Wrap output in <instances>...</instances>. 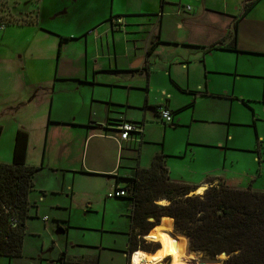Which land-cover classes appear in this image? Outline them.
<instances>
[{"label":"crops","instance_id":"1","mask_svg":"<svg viewBox=\"0 0 264 264\" xmlns=\"http://www.w3.org/2000/svg\"><path fill=\"white\" fill-rule=\"evenodd\" d=\"M5 1L9 5V0ZM251 1L120 0L117 4L116 0H15L19 10L13 14L9 9L6 15L15 16L16 27L33 29L40 39L39 48L15 57L11 52L4 54L12 50L5 47L6 34L0 35V147L5 146L0 149V163H13L16 135L21 130L28 135L25 163L39 168L29 194L31 207L25 238L36 204L30 195L37 191L43 177H60L64 186L70 180V192L77 181L92 176L115 180L113 191L124 188L125 178L133 177L139 167L150 168L154 157L164 153L152 147L156 140L153 133L157 131L167 135L194 124L223 125L215 131L196 128L194 142L210 149L206 152L210 157L207 165L198 170L189 166L195 165L190 162L176 164L168 160L170 156L166 164L172 180L196 186L197 191L212 184L209 178L226 180V169L219 162L229 139L233 140L226 122L231 121L233 100L240 98L244 103L246 97L236 95L225 80L214 81L210 77H230L241 56L264 57V0H257L246 11ZM34 3L36 9L29 10ZM115 18H122V28L112 27ZM46 21L52 24L44 25ZM61 37L70 39L60 45ZM234 37L236 49L231 48ZM42 41L47 42L45 46ZM212 46L215 47L211 49ZM59 47L56 55L53 52ZM223 54H237V58ZM153 89L159 94L154 95ZM256 92L262 93L259 88ZM69 93H80L83 100H56L57 95ZM44 105L49 107L48 114L42 113ZM158 106L172 110L170 125L160 124ZM125 120L143 125L137 139L118 138L116 126ZM149 120L151 123H147ZM34 129L43 136L42 141L33 142ZM33 146H38L41 153L35 163L30 160ZM187 154L188 150L177 159L185 160ZM45 192L40 191L41 201ZM109 194L108 198L122 201L127 210L125 243L116 247L114 240L113 246H92L96 253L91 252L89 261L76 258L77 264H125L123 259L132 264L133 253H128L132 202ZM159 203L166 205L168 200ZM85 212H93L91 204L87 203ZM35 216H39L38 209ZM42 220L47 223L49 217ZM171 220L173 232L178 234ZM157 227L159 224L144 237L147 242H156L150 235ZM70 228V217L55 221V232L66 235L67 244ZM185 248L191 252L189 238ZM107 250L119 257H111ZM67 252L62 253L64 260L72 257ZM47 256L44 253L42 259Z\"/></svg>","mask_w":264,"mask_h":264},{"label":"rangeland","instance_id":"2","mask_svg":"<svg viewBox=\"0 0 264 264\" xmlns=\"http://www.w3.org/2000/svg\"><path fill=\"white\" fill-rule=\"evenodd\" d=\"M20 1L25 2V0ZM116 2L118 4L120 0H116ZM35 3L29 7V10L34 11L36 9ZM17 7L15 0H9V5L5 0H0V17L5 24V27L0 29V35L6 34L5 47L12 50L6 51L4 54L11 52L15 57L25 51L35 50L40 45V39L35 36L33 29L16 27L15 16L13 15L14 18H11L6 15L9 9L15 14V10H19ZM24 22L25 19L21 20L20 23ZM50 24H52L50 21L44 23V25ZM42 43L45 46L47 42L42 41ZM59 49L60 47L53 53L57 55ZM223 55L237 58V54ZM217 58H221V56H217ZM252 66H255L254 70L251 69ZM232 69L230 77L227 75L210 77L214 81L225 80L236 95L244 94L246 97V103H242L240 98L233 100L231 121L226 122L230 135H233V140L229 139L226 145L227 150L223 151L219 162L221 161L226 169L227 181H225L230 185L243 188L251 186L254 190L264 191V143L259 142L264 140V57L241 56L240 63L234 65ZM255 88L261 89L262 93H257ZM153 93L154 95L159 94L156 89H153ZM72 97L77 102L83 100L80 93H69L66 96L57 95L56 100L59 98L64 102H69ZM58 104L59 102L55 105ZM48 108L44 105L42 113L48 114ZM147 123H151V121L149 120ZM222 126L218 122L200 123L194 124L192 127H181L176 131H169L167 135H164L162 131H157L153 133L156 140L152 147L164 151L165 155L170 156L168 160L176 162V164L181 165L182 162H190L195 165L189 166H195L199 170V168L209 163L210 157L206 155V152L210 149L198 146L197 142H194L197 139L195 137L198 135L196 128L204 127L207 130L215 131L222 129ZM5 132L4 140L7 142L9 125L6 127ZM38 133L37 130H33V142L39 139L43 140V136L38 135ZM3 148L5 146L0 147L1 150ZM187 150L188 154L185 160L177 159L179 155ZM7 155L10 156V152ZM40 155L38 146L31 147V161L35 163ZM91 156L90 154L89 159ZM40 182L37 191L35 190L30 195L32 201H35L36 204L32 209V219L27 224L29 235L24 239L23 257L13 259L11 263L9 259L12 258L0 256V264H77L76 258L89 261L92 256L91 252L96 253V250L90 248L92 246L109 247L115 245L116 242V247L124 245L126 240L124 234L127 229V210L124 208L122 201L107 197L110 192H113L114 187L111 188V186L115 183V180L99 176L85 177L75 183V189L72 192L69 190L70 180L66 181L65 186L62 179L57 176H45ZM42 189L46 191L44 202L40 200ZM87 203L92 205L93 212L86 214L85 206ZM36 209L39 211L38 217L35 216ZM46 215L49 217L47 223L42 220ZM68 217H70L71 228L69 229L67 244L65 242L66 235L57 234L54 227L58 218L68 219ZM157 244L161 247V243L158 242ZM54 245H56L55 248H53ZM66 246L69 248L68 250ZM110 251H106L108 255L119 257L117 253ZM64 252L72 257L64 260L62 257ZM44 253L48 254V259H42ZM104 254L107 256L106 253ZM189 254L198 259L204 258L203 254L199 252L191 251ZM225 257L227 258V256ZM216 259H219L223 264L224 259L220 257ZM171 260L172 257L162 260L161 264H171ZM122 262L127 264L124 259Z\"/></svg>","mask_w":264,"mask_h":264},{"label":"trees","instance_id":"3","mask_svg":"<svg viewBox=\"0 0 264 264\" xmlns=\"http://www.w3.org/2000/svg\"><path fill=\"white\" fill-rule=\"evenodd\" d=\"M256 1L248 3L246 11ZM67 39L70 38L61 37L60 45ZM236 41L234 37L232 49L237 48ZM1 132L0 127V135ZM27 146L28 135L19 130L13 163H0V256L9 258L22 255L30 216L29 194L39 169L25 163ZM166 158L159 153L150 168L139 167L133 177L125 178L126 186L122 189L126 195L122 198L132 202L128 253L157 251L160 246L144 237L162 218L168 217L174 221L175 232L189 238L190 250L204 258L216 259L226 253L223 264H264V192L251 187L236 188L221 178H209L212 184L203 194H196V186L171 179ZM215 181L218 183L214 184ZM162 199H167L168 204H160Z\"/></svg>","mask_w":264,"mask_h":264},{"label":"bare ground","instance_id":"4","mask_svg":"<svg viewBox=\"0 0 264 264\" xmlns=\"http://www.w3.org/2000/svg\"><path fill=\"white\" fill-rule=\"evenodd\" d=\"M200 188L196 194L201 193ZM202 194V193H201ZM159 227L151 233V237L154 241L161 243V247L155 252H146L144 250H137L133 253V257L137 253H140L137 257L139 264H161L165 257H172L171 264H221L219 259L208 258H195L192 254L187 253L185 244L188 239L186 236L176 234L172 229V220L168 218H162ZM158 226V225H157ZM190 251V250H189ZM187 253V254H186ZM191 253V252H190ZM224 256V254H223ZM221 257V256H219Z\"/></svg>","mask_w":264,"mask_h":264},{"label":"built area","instance_id":"5","mask_svg":"<svg viewBox=\"0 0 264 264\" xmlns=\"http://www.w3.org/2000/svg\"><path fill=\"white\" fill-rule=\"evenodd\" d=\"M5 24L0 22V29H3ZM112 27L119 29L123 27L122 18H115L112 22ZM157 112L160 116L161 123L164 125H170L173 121V112L166 106H158ZM116 131L118 132V138L122 141H132L137 139L136 137L142 133L143 125L132 122V121H121L116 126ZM111 197H123L126 195V191L122 188H116L113 192L109 194ZM13 225H16V222L13 221Z\"/></svg>","mask_w":264,"mask_h":264},{"label":"clouds","instance_id":"6","mask_svg":"<svg viewBox=\"0 0 264 264\" xmlns=\"http://www.w3.org/2000/svg\"><path fill=\"white\" fill-rule=\"evenodd\" d=\"M200 191H201V193H202V192L204 191V189H201ZM139 255H141V254H140V253H137L136 256L133 257V262H134V264H139V260L137 259V257H138ZM220 258H221V259H226V257L223 256V254H221V257H220Z\"/></svg>","mask_w":264,"mask_h":264},{"label":"water","instance_id":"7","mask_svg":"<svg viewBox=\"0 0 264 264\" xmlns=\"http://www.w3.org/2000/svg\"><path fill=\"white\" fill-rule=\"evenodd\" d=\"M184 236V235H183ZM188 238V237H187ZM225 256H227V254L226 253H223Z\"/></svg>","mask_w":264,"mask_h":264}]
</instances>
